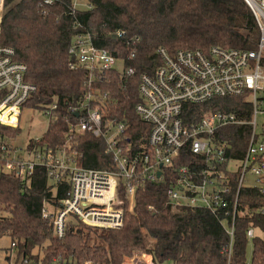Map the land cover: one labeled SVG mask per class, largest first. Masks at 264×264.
<instances>
[{
  "label": "trees",
  "instance_id": "16d2710c",
  "mask_svg": "<svg viewBox=\"0 0 264 264\" xmlns=\"http://www.w3.org/2000/svg\"><path fill=\"white\" fill-rule=\"evenodd\" d=\"M45 1L4 0L0 21V45L15 51V60L27 67L26 80L36 87L24 108L44 112L57 104L47 132L38 141L28 142V152L56 155L63 151L72 126L79 121L74 111L87 93L94 94L95 101L102 104L104 129L111 122L124 124L129 127L125 134L133 143L138 138L145 141L140 133L148 132L149 127L135 111L140 100L139 76L151 74L161 65L159 49H166L170 55L211 47L253 51L260 39L257 21L244 0ZM77 1L86 2L87 7L77 9ZM79 36L123 59V71L71 69L74 58L70 49ZM131 67L136 74L125 76L124 71ZM104 95L107 97L102 99ZM185 109L189 121L211 110L233 112L249 120L251 106L243 98L233 97L187 105ZM0 132L13 144L21 129L1 127ZM249 134L247 127L225 132L231 162L243 160ZM75 141L83 156L79 166L114 170L103 137L86 133L77 135ZM187 157L191 159L189 154ZM224 169L235 199L239 172L229 163ZM30 179L29 183L22 182L11 173H0V237L7 236L16 243L6 252L8 256L15 249L19 264H125L136 251L151 256L154 264H264V215L258 213L264 196L257 188L245 187L239 192L240 209H247L248 214L236 220L229 257L223 214L189 207L173 209L166 193L168 183L146 185L135 195L133 208L122 185V228L99 230L75 220L59 238L52 222L43 219L42 210L46 204L60 207L70 183L66 179L52 182L42 167ZM251 226L256 235L250 240L247 231ZM250 244L253 252L249 260Z\"/></svg>",
  "mask_w": 264,
  "mask_h": 264
},
{
  "label": "built area",
  "instance_id": "2783aa9c",
  "mask_svg": "<svg viewBox=\"0 0 264 264\" xmlns=\"http://www.w3.org/2000/svg\"><path fill=\"white\" fill-rule=\"evenodd\" d=\"M244 1L260 32L255 50L211 47L205 51L179 50L170 55L161 48L158 50L161 65L153 73L144 72L139 76L140 100L135 111L139 120L149 127L148 132L140 133L145 141L138 138L133 143L125 134L129 127L124 124L111 122L104 129L102 104L100 100L95 101L92 93H87L80 108L75 109L79 121L72 126L64 150L56 155L49 151L22 153L0 132V173H11L29 183L36 169L42 167L52 182L69 181L70 191L61 206L46 204L42 210L43 219L52 222L57 237L63 238L68 225L75 220L99 230L122 228L124 201L120 198V187L125 186L133 208L139 190L149 183L163 182L168 183L166 193L173 209L189 207L209 210L217 216L223 214L229 237L226 251L230 257L236 220L248 214L247 209H240V190L257 188L264 196V0ZM3 12L4 0H0V21ZM70 54L74 58L70 68L74 70L123 71L125 67L123 59L95 47L84 36L77 38ZM26 73V65L15 60V51L0 45V131L1 127H19L24 105L36 91L26 80ZM124 73L127 77L136 74L132 67ZM233 97L243 98L251 106L249 120L233 112L213 110L191 121L186 119L187 105ZM56 109L57 104H53L43 114L50 121ZM241 127L250 129L245 155L240 162H231L227 158L229 145L225 132ZM86 133L104 138L114 170L79 166L83 156L75 137ZM225 163L239 172L235 199L229 191ZM247 181L251 183L246 184ZM149 210L154 208L149 206ZM258 213L264 215V205ZM255 235L256 230L251 226L247 237L251 240ZM11 247L15 248L16 243H11ZM144 264L154 262L151 258Z\"/></svg>",
  "mask_w": 264,
  "mask_h": 264
},
{
  "label": "rangeland",
  "instance_id": "374dc122",
  "mask_svg": "<svg viewBox=\"0 0 264 264\" xmlns=\"http://www.w3.org/2000/svg\"><path fill=\"white\" fill-rule=\"evenodd\" d=\"M75 5L77 9H84L87 7L86 2L84 1H77ZM49 123L50 122L48 118L43 114V112L24 108L19 120L21 133L16 141L13 142V145L18 146L21 149V152L24 153L30 140L39 139L47 132ZM250 183L251 181L246 182V184ZM261 237L264 238V233L261 234ZM10 248L11 239L7 236L0 237V264H19L17 263V252L15 251V249L11 250L7 256L6 250ZM252 252L253 246L252 244H250L247 249V256L249 260L252 257ZM146 260L150 261L151 256L146 255L140 251H136L134 252L133 256L126 261L125 264H144Z\"/></svg>",
  "mask_w": 264,
  "mask_h": 264
},
{
  "label": "water",
  "instance_id": "95a60500",
  "mask_svg": "<svg viewBox=\"0 0 264 264\" xmlns=\"http://www.w3.org/2000/svg\"><path fill=\"white\" fill-rule=\"evenodd\" d=\"M79 114H77L76 116H78Z\"/></svg>",
  "mask_w": 264,
  "mask_h": 264
}]
</instances>
